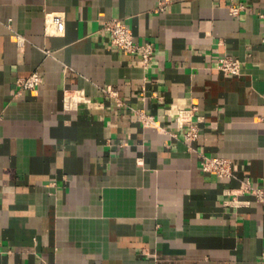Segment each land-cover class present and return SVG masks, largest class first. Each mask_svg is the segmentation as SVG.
I'll return each instance as SVG.
<instances>
[{
  "label": "crops",
  "instance_id": "0c3cea01",
  "mask_svg": "<svg viewBox=\"0 0 264 264\" xmlns=\"http://www.w3.org/2000/svg\"><path fill=\"white\" fill-rule=\"evenodd\" d=\"M159 1L0 0V264H264V204L231 203L239 180L199 156L264 187V0ZM112 17L154 42L148 67ZM192 106L197 150L177 123Z\"/></svg>",
  "mask_w": 264,
  "mask_h": 264
},
{
  "label": "built area",
  "instance_id": "2783aa9c",
  "mask_svg": "<svg viewBox=\"0 0 264 264\" xmlns=\"http://www.w3.org/2000/svg\"><path fill=\"white\" fill-rule=\"evenodd\" d=\"M167 7V0H160L156 9L163 11ZM244 7L243 4L232 5L231 13L237 15ZM104 29L109 33L110 41L113 45L123 49L129 53H134L140 56L145 67H148L154 57L155 45L151 40L139 41L135 38L133 29L122 19L112 17L106 19L103 25ZM17 39L20 45L24 43V37L17 34ZM217 68L228 75H238L241 72L242 61L239 57L232 54H224L218 58ZM42 82V76L38 71H33L27 76L18 77L17 84L20 90L33 89L39 86ZM145 87H143V92ZM107 91L116 98L119 105L124 104V101L118 96V93L112 87H108ZM196 106L188 109H181L177 116V123L183 128V139L188 143L190 149H196L195 142L200 135L198 120L193 119V111ZM138 114L141 121L152 127L165 130L161 121L153 114L148 113L144 109H139ZM201 168L203 171L214 172L219 176L227 177L229 181L238 179L239 184L231 187L232 199L231 203L240 204L248 202L239 200L238 196L248 193H253L256 199L264 204V187H254L248 178H240L234 171L233 163L230 158L219 155H209L199 152Z\"/></svg>",
  "mask_w": 264,
  "mask_h": 264
}]
</instances>
